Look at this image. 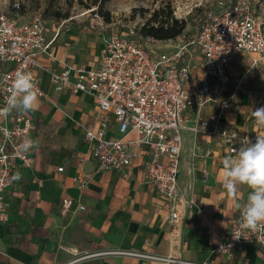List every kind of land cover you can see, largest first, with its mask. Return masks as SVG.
I'll return each mask as SVG.
<instances>
[{
  "label": "built area",
  "instance_id": "2783aa9c",
  "mask_svg": "<svg viewBox=\"0 0 264 264\" xmlns=\"http://www.w3.org/2000/svg\"><path fill=\"white\" fill-rule=\"evenodd\" d=\"M216 6L218 10L208 12L194 35L163 41L140 34L141 25L122 32L106 22L98 5L84 7L68 20L77 19L100 35L94 63L67 64L60 71L45 68L52 91L88 94L95 102L96 125L84 132L89 150L78 156L76 167L88 155L95 159L98 171L124 169L139 161L172 226L194 204L178 186L183 131L192 133L195 147L197 139L211 138L229 155L235 154L245 137L254 143L258 136L228 126L225 117L238 93L245 92L241 79L230 84L232 59L247 56L246 73L264 61V3L218 0ZM52 42L46 39L41 14L26 12L20 0L12 1L10 11L0 12V108L20 70L30 71L39 97H47L35 70L43 68L39 58L49 53ZM208 105L216 109L204 117ZM189 113L193 119L187 125ZM33 129L28 113L0 115V223L8 220L10 203L5 191L15 171L32 167V150L23 153L21 145L25 137L34 140ZM72 180L84 190L91 175H76ZM74 201L63 198L61 211H68ZM77 208L84 210L82 204ZM247 245L264 249V228L242 229L239 215L216 234L213 252L225 264Z\"/></svg>",
  "mask_w": 264,
  "mask_h": 264
},
{
  "label": "crops",
  "instance_id": "0c3cea01",
  "mask_svg": "<svg viewBox=\"0 0 264 264\" xmlns=\"http://www.w3.org/2000/svg\"><path fill=\"white\" fill-rule=\"evenodd\" d=\"M83 26L71 19L46 27V39L53 42L49 53L39 58L43 68L35 74L47 97H39L37 109L27 112L37 147L31 152L32 167L17 169L5 191L10 206L8 220L0 223V264H223L213 252L216 234L240 215L234 205L246 201L250 189L239 186L235 197L227 193L222 161L229 154L213 139H197L195 147L192 133H182L178 186L194 204L183 210L175 226L155 188L145 181L139 161L124 169L98 171L88 155L76 167L78 156L89 150L84 132L96 125L95 102L88 94L52 91L45 68L60 71L67 64L94 63L100 35L92 31L86 36ZM248 61L238 55L230 64V84L241 79L245 92L238 93L225 122L242 132L264 135L251 114L264 107V78L254 76L257 69L264 71V61L246 73ZM215 109L206 106L203 116ZM192 119L189 113L187 125ZM17 173L20 179H15ZM83 174H90L91 180L80 190L72 178ZM66 197L75 201L62 212ZM225 264H264V249L244 246Z\"/></svg>",
  "mask_w": 264,
  "mask_h": 264
},
{
  "label": "clouds",
  "instance_id": "9594fccd",
  "mask_svg": "<svg viewBox=\"0 0 264 264\" xmlns=\"http://www.w3.org/2000/svg\"><path fill=\"white\" fill-rule=\"evenodd\" d=\"M39 95L33 75L30 71H17L9 88L5 106L0 108V115L11 112L27 113L37 109ZM257 127L264 128V107L252 111ZM240 147L234 155L226 156L222 161V185L227 193L235 197L239 186L250 189L246 201H236L234 207L240 213L242 229L256 231L264 228V136H256L253 143L248 138L240 141ZM37 144L30 137H25L21 145L23 153H28ZM15 179H20L17 173Z\"/></svg>",
  "mask_w": 264,
  "mask_h": 264
},
{
  "label": "rangeland",
  "instance_id": "374dc122",
  "mask_svg": "<svg viewBox=\"0 0 264 264\" xmlns=\"http://www.w3.org/2000/svg\"><path fill=\"white\" fill-rule=\"evenodd\" d=\"M13 0H0V12H7L11 9ZM26 12L41 14L47 29L56 28L61 22L77 14L82 8L91 6L90 0H20ZM218 0H111L103 5V10L109 13L110 23L125 32L127 28L135 25H142L151 15L154 9L169 6L174 17L184 19L186 28L183 38L194 35L201 22L205 19L208 12L217 11ZM264 2V0H262ZM54 12L68 13L67 18L57 19L53 16ZM84 23H82L83 26ZM86 36L91 35L92 31L82 27ZM262 75L258 69L254 76ZM248 78V77H246ZM248 80V79H246ZM249 82V80H248ZM264 95V94H263ZM84 98V97H83ZM89 98V97H85ZM84 98V99H85Z\"/></svg>",
  "mask_w": 264,
  "mask_h": 264
},
{
  "label": "trees",
  "instance_id": "16d2710c",
  "mask_svg": "<svg viewBox=\"0 0 264 264\" xmlns=\"http://www.w3.org/2000/svg\"><path fill=\"white\" fill-rule=\"evenodd\" d=\"M109 1L111 0H90L92 5H98L99 12L106 22L110 21V16L108 12L103 10V5ZM53 16L57 19H64L67 18L68 13L54 12ZM185 28L186 21L174 17L171 8L167 5L154 9L138 32L144 36H151L156 40L163 41L183 36Z\"/></svg>",
  "mask_w": 264,
  "mask_h": 264
}]
</instances>
